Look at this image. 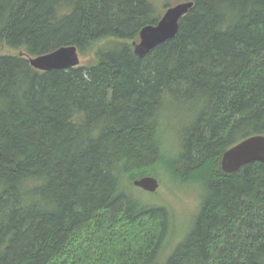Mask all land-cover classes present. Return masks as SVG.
Masks as SVG:
<instances>
[{
    "label": "trees",
    "instance_id": "trees-1",
    "mask_svg": "<svg viewBox=\"0 0 264 264\" xmlns=\"http://www.w3.org/2000/svg\"><path fill=\"white\" fill-rule=\"evenodd\" d=\"M183 1L175 37L137 58ZM63 46L91 58L29 65ZM1 48L0 264H264V164L220 168L264 136V0H0ZM157 175L203 193L162 260L169 208L133 193Z\"/></svg>",
    "mask_w": 264,
    "mask_h": 264
},
{
    "label": "water",
    "instance_id": "water-1",
    "mask_svg": "<svg viewBox=\"0 0 264 264\" xmlns=\"http://www.w3.org/2000/svg\"><path fill=\"white\" fill-rule=\"evenodd\" d=\"M192 1H183L165 9L154 25H147L139 32L137 43H133V53L142 58L157 45L171 40L178 31L179 20L192 7ZM79 55L76 47L63 46L56 50L36 57H28L29 65L36 71L66 70L79 66ZM1 157V151H0ZM259 162L264 164V136L248 137L226 150L220 160V168L224 173L232 174L245 164ZM133 186L147 193H154L158 181L146 176L133 181Z\"/></svg>",
    "mask_w": 264,
    "mask_h": 264
},
{
    "label": "rangeland",
    "instance_id": "rangeland-1",
    "mask_svg": "<svg viewBox=\"0 0 264 264\" xmlns=\"http://www.w3.org/2000/svg\"><path fill=\"white\" fill-rule=\"evenodd\" d=\"M164 11L163 9L161 13ZM0 52L8 53V50L1 48ZM90 58L91 56L87 58L80 57L79 64H84ZM170 119L172 120V127L176 126L171 133H175L183 126V123L177 117L172 116ZM172 137L173 140H176L174 135ZM157 179L160 184L155 193H145L136 188H133V193L152 206H163L166 208L169 206L170 208V224L160 254V260H162L170 253L171 249L180 241L182 236L189 231L193 218L199 209V203L202 201L203 193L201 188L193 184L177 185L168 183L160 175H157Z\"/></svg>",
    "mask_w": 264,
    "mask_h": 264
},
{
    "label": "bare ground",
    "instance_id": "bare-ground-1",
    "mask_svg": "<svg viewBox=\"0 0 264 264\" xmlns=\"http://www.w3.org/2000/svg\"><path fill=\"white\" fill-rule=\"evenodd\" d=\"M104 46V45H103ZM115 46V45H114ZM116 47V46H115ZM78 113V112H77ZM156 117V116H155ZM181 137V136H180ZM181 140V139H180ZM180 140H179V142H180ZM156 170V169H155ZM165 177V176H164ZM169 183V182H168ZM129 198H131L130 196H129ZM134 200V199H133ZM200 204V203H199ZM147 206V205H146ZM152 206V205H151ZM168 208H169V206H168ZM170 209V208H169ZM168 213V212H167ZM170 213V212H169ZM171 214V213H170ZM72 240V239H71ZM70 240V241H71ZM83 248V247H82Z\"/></svg>",
    "mask_w": 264,
    "mask_h": 264
}]
</instances>
